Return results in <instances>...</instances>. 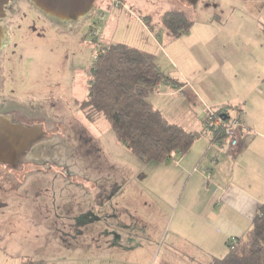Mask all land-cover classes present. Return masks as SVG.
<instances>
[{"label":"rangeland","instance_id":"374dc122","mask_svg":"<svg viewBox=\"0 0 264 264\" xmlns=\"http://www.w3.org/2000/svg\"><path fill=\"white\" fill-rule=\"evenodd\" d=\"M93 3L87 17L63 25L30 0L13 5L0 54V101L45 119L47 130H56L52 121L69 130L64 137L39 138L22 156L20 172L0 163V264H98L96 246L112 242L122 243L125 255L153 258L154 264L175 256L166 243L175 229L166 217L173 216L172 207L149 192L154 164L124 147L106 118L90 122L80 107L103 45L125 43L150 52L171 75L177 66L190 68L202 58L220 62L211 49L219 46L217 52L228 51L227 64L192 73L197 85L204 77L212 95L232 96L241 78L264 69V0ZM168 11L193 21L178 38L163 22ZM181 122L194 129L185 116ZM191 261L184 259L195 264Z\"/></svg>","mask_w":264,"mask_h":264},{"label":"crops","instance_id":"0c3cea01","mask_svg":"<svg viewBox=\"0 0 264 264\" xmlns=\"http://www.w3.org/2000/svg\"><path fill=\"white\" fill-rule=\"evenodd\" d=\"M215 48L219 46L211 47L213 59L218 58L220 62L210 64L208 58L204 62L202 58L190 68L177 66L175 75H171L170 68L167 70L171 73L167 74L159 65L176 82L160 83L150 96L170 122L185 127L181 122L185 116L186 121L194 125V129H187L191 132L204 129L208 109L216 111L226 106L240 107L247 127L240 137L239 147L232 153L227 149V141L213 142L212 136L205 134L183 155L173 154L161 163L150 162L156 171L153 186L149 187L150 195L155 194L162 205L167 203L172 207L173 216L166 214L167 224H175L173 236L166 238L175 256L164 261L165 264H185L184 259L195 264H209L213 257L226 255L228 244L249 232L254 217L264 205V69L256 70L258 72L252 77L249 74L241 78V88L232 96L225 95L224 91L208 94L211 89L206 88L204 77L197 85L199 77H192V73H202L203 68L211 71L210 67L227 64L228 51L219 53ZM181 88L183 93L178 92ZM195 99L199 102H194ZM160 212L164 217L162 210ZM180 229L184 230V236ZM96 249L92 251L99 257L98 264H154L153 258L150 262L148 258L125 255L124 245L119 242L99 244ZM109 253L114 257L105 258Z\"/></svg>","mask_w":264,"mask_h":264},{"label":"trees","instance_id":"16d2710c","mask_svg":"<svg viewBox=\"0 0 264 264\" xmlns=\"http://www.w3.org/2000/svg\"><path fill=\"white\" fill-rule=\"evenodd\" d=\"M163 22L177 38L193 24L180 11L166 12ZM89 70V94L79 102L87 119L93 122L106 118L118 141L146 163L183 155L205 134L212 136L213 142L227 141L229 132L222 125L209 122L203 130L191 132L170 122L155 106L150 95L158 85L176 81L162 71L152 53L125 43L105 44ZM229 108L214 112L227 121ZM253 220L249 232L232 240L226 255L213 257L209 264H264V205Z\"/></svg>","mask_w":264,"mask_h":264},{"label":"water","instance_id":"95a60500","mask_svg":"<svg viewBox=\"0 0 264 264\" xmlns=\"http://www.w3.org/2000/svg\"><path fill=\"white\" fill-rule=\"evenodd\" d=\"M48 16L59 19L64 24L77 21L87 17L94 8V0H30ZM185 5L194 4L198 0H180ZM10 0H0V51L4 46L6 29L2 20L6 16L7 6ZM38 119V118H37ZM34 120V122L37 121ZM33 121L27 120L24 124L16 122L9 114H0V163L16 165L20 158L27 153V150L43 135L41 125H30ZM39 122L44 124L45 119ZM56 130H49V136L59 134L64 137L68 132L67 127L62 121H52ZM47 137V136H46ZM8 164V165H9ZM13 168V167H12ZM15 169V168H14Z\"/></svg>","mask_w":264,"mask_h":264},{"label":"flooded vegetation","instance_id":"af4514ba","mask_svg":"<svg viewBox=\"0 0 264 264\" xmlns=\"http://www.w3.org/2000/svg\"><path fill=\"white\" fill-rule=\"evenodd\" d=\"M16 1L17 0H10L9 5L7 6L6 16L2 20V24L6 29V37L4 39L5 42L7 41L8 37H9V35H8L9 29L6 27V25L8 24L7 22L10 19L11 14L15 12L13 5ZM49 17H51V16H49ZM51 18H53V17H51ZM57 20H58V24L63 25V22H61L59 19H57ZM5 42H4V45H5ZM0 54H1V51H0ZM3 113L11 115V117L16 122H22V123L26 124L25 122L27 120H29V121H33L32 124H30V125H37V124L41 125V127L43 128V135L41 137H46V136L48 137L49 130H47V128H45L44 124H41V122H39L41 117H38V119H37L35 116L34 117L30 116L26 111L23 110L22 107H19L18 105L14 104V103L8 102L5 98L2 99V101H0V114H3ZM35 119H37L36 122H34ZM20 160H21V162H20ZM20 160L17 162L16 165H11L8 163L10 165L9 167L15 168L16 173L20 172L22 170V167H23L22 157L20 158ZM12 175H14V174H12ZM0 179H1V177H0Z\"/></svg>","mask_w":264,"mask_h":264},{"label":"built area","instance_id":"2783aa9c","mask_svg":"<svg viewBox=\"0 0 264 264\" xmlns=\"http://www.w3.org/2000/svg\"><path fill=\"white\" fill-rule=\"evenodd\" d=\"M179 93H183V88L178 90ZM243 111L240 107H236L235 110L230 112V116L227 121L222 120L221 117L217 116L215 112L211 109H208V122L213 121L217 125H222L229 132V136L227 139V149L229 152H234L239 147V140L242 136L243 132L246 131L247 127L242 119ZM218 157L213 160V164L216 163ZM211 173V169L209 170V174Z\"/></svg>","mask_w":264,"mask_h":264}]
</instances>
